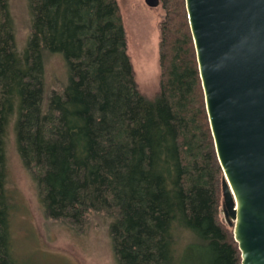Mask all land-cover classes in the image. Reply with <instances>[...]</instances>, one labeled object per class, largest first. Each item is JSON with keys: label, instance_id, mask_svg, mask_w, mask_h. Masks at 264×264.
I'll return each mask as SVG.
<instances>
[{"label": "trees", "instance_id": "1", "mask_svg": "<svg viewBox=\"0 0 264 264\" xmlns=\"http://www.w3.org/2000/svg\"><path fill=\"white\" fill-rule=\"evenodd\" d=\"M165 1L151 98L136 81L117 0H29L22 51L9 0H0V264H18L6 193L12 122L46 215L81 224L114 214L119 264H242L220 220L224 173L186 0ZM57 54L69 80L46 95L45 65Z\"/></svg>", "mask_w": 264, "mask_h": 264}, {"label": "water", "instance_id": "2", "mask_svg": "<svg viewBox=\"0 0 264 264\" xmlns=\"http://www.w3.org/2000/svg\"><path fill=\"white\" fill-rule=\"evenodd\" d=\"M157 7L160 0H145ZM242 264H264V0H186Z\"/></svg>", "mask_w": 264, "mask_h": 264}, {"label": "rangeland", "instance_id": "3", "mask_svg": "<svg viewBox=\"0 0 264 264\" xmlns=\"http://www.w3.org/2000/svg\"><path fill=\"white\" fill-rule=\"evenodd\" d=\"M117 2L136 81L141 92L152 98L159 90V25L166 17L167 2L160 0L157 7L148 6L145 0ZM9 9L16 46L22 51L32 24L29 0H9ZM68 80L69 68L63 55H51L45 65L46 95L66 87ZM6 158L12 254L18 264H119L111 232L114 214L93 212L81 224L46 215L36 177L19 155L13 122L8 126ZM220 220L234 235L235 223L227 221L223 205Z\"/></svg>", "mask_w": 264, "mask_h": 264}]
</instances>
